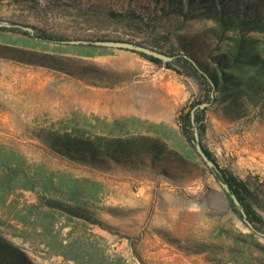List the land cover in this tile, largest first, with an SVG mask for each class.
<instances>
[{"label": "rangeland", "instance_id": "rangeland-1", "mask_svg": "<svg viewBox=\"0 0 264 264\" xmlns=\"http://www.w3.org/2000/svg\"><path fill=\"white\" fill-rule=\"evenodd\" d=\"M31 1L32 5H27L0 0V22L22 31L34 27L58 42L1 31L0 46L48 56L61 65L56 69L26 63L13 57V52L1 55L0 150L15 154L18 159L14 162L29 176L42 167L48 176L54 173L89 181L85 196L96 184L95 218L101 224H68L55 214L52 230L46 233L41 219L33 224L21 221L25 207L37 203L42 194L36 187L35 192L16 189L7 197L0 207V220L5 222L0 225L2 232L33 264L242 261V250L232 257L230 249L235 247L233 237L249 233L250 228L232 211L213 175L216 172L205 164L170 177L162 175L161 166L98 170L52 153L36 137L42 129L71 132L76 126L90 134L118 135L144 132L153 124L161 125L159 134L168 139L171 148L185 150L188 137L180 134L177 117L205 97L195 76L179 75L133 52L66 42L125 39L147 45L156 42L168 51L203 38L212 22L172 17L166 27L131 30L99 11L85 9L87 2L117 9L124 4L118 0ZM85 53L91 56H81ZM204 110L199 123L193 125L201 129L199 143L211 153L219 170L255 186V207L264 219V123L255 119L229 123L212 106ZM257 242L264 246V237L258 235ZM198 250L203 251L196 253ZM254 256L260 257V253Z\"/></svg>", "mask_w": 264, "mask_h": 264}, {"label": "trees", "instance_id": "trees-1", "mask_svg": "<svg viewBox=\"0 0 264 264\" xmlns=\"http://www.w3.org/2000/svg\"><path fill=\"white\" fill-rule=\"evenodd\" d=\"M14 1L32 5L31 0ZM118 1L124 4L117 9L89 2L85 9L99 11L105 18L123 24L131 30L166 27V21H170L172 17L185 22L211 21L212 26L203 34L204 39L179 44L168 51L162 50L160 44L156 42L147 45L125 39L95 41L130 42L170 56L173 58L172 61L164 63L142 53H136L143 59L155 65H163L179 75L195 76L205 92V97L195 102L192 109L199 104L208 103L226 122L255 119L264 123V0H142V3L141 0ZM29 28L33 33L15 28H0V32H17L50 43L57 41L54 36L34 27ZM87 47L99 49L90 45ZM9 52H13L12 55L17 60L23 59L26 63L37 62L56 69L61 65L58 60L48 56L0 46V57ZM19 54H24L25 58ZM81 56L90 57L91 53ZM190 112L191 110H182L177 117L180 134L188 137L186 142L188 146L181 152L171 148L166 142L168 139L159 134L161 125L153 124H149L144 132L125 131L118 135L113 132L90 134L76 126L72 127L71 132L42 129L36 137L52 153L93 169L109 170L112 166H121L137 170L148 166L154 169L161 166L162 175L170 177L182 169L197 168L200 164H205L194 148V127ZM204 112L205 110L200 109L194 112V123H199V114ZM121 129L123 127L120 131ZM200 131L198 127L199 136ZM200 145L217 168L218 172H212L213 175L225 183L236 196L246 220L253 228L249 229V233L233 237L235 247L230 249L231 256L236 257L235 252L238 249L242 250L244 256L242 261L234 259V264H264V246L257 242V233L264 234V219L254 203L257 189L248 180L237 179L219 170L211 153L201 143ZM17 159L15 154L0 150V207L6 204L7 197L14 190L35 192V188L38 187L42 194L38 196L37 203L25 207L26 214L19 216L21 221L33 224L41 219L46 233L52 230L51 220L55 214L63 217L68 224L85 227L101 224L95 218L94 202L97 200L98 192L96 184H92L94 190L85 196L83 193L88 190L84 187H91L89 181L81 182L54 173L48 176L42 167L36 174L29 176L16 163ZM226 196L232 211L243 219L229 195ZM4 223L0 220V225ZM202 251L198 250L196 253ZM255 252H259L260 257L254 256ZM0 264H33L28 254L12 242L1 229Z\"/></svg>", "mask_w": 264, "mask_h": 264}, {"label": "water", "instance_id": "water-1", "mask_svg": "<svg viewBox=\"0 0 264 264\" xmlns=\"http://www.w3.org/2000/svg\"><path fill=\"white\" fill-rule=\"evenodd\" d=\"M11 25L6 23V22H0V28H10ZM24 31H27L29 33H33V30L31 28H22ZM61 43V42H60ZM69 45H83V46H95V47H99V48H105V49H119V50H125V51H129V52H133V53H142L146 56H150L153 57L155 59H158L162 62H170L172 61V57L170 56H166L162 53H159L155 50H152L150 48L144 47V46H140L134 43H130V42H117V41H69L66 42ZM209 106L208 103H202L199 104L198 106L193 107V109L190 112L191 115V122L192 125H194V112L197 109L200 110H204L205 108H207ZM193 136H194V148L198 154V156L201 158V160L206 164V166L210 169H213L216 173L217 168L215 166V164L206 156V154L203 152L202 147L199 143V135L197 130L194 128L193 131ZM219 184L221 186V188L223 189L224 193L229 195V198L231 199L232 203L234 204V206L241 212L242 214V218L243 221L246 223V225L248 226V228L252 229L251 224L246 220V216L242 210V207L239 203V201L237 200L236 196L234 194H232L228 188V186L223 183L222 181H219ZM259 236L264 237V234L261 233H257Z\"/></svg>", "mask_w": 264, "mask_h": 264}]
</instances>
